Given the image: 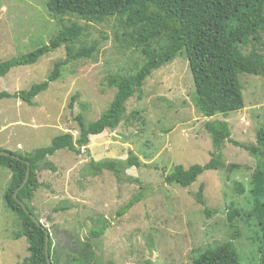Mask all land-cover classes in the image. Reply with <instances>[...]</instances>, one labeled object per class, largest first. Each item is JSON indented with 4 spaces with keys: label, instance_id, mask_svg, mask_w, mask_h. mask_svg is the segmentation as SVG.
Returning <instances> with one entry per match:
<instances>
[{
    "label": "rangeland",
    "instance_id": "1",
    "mask_svg": "<svg viewBox=\"0 0 264 264\" xmlns=\"http://www.w3.org/2000/svg\"><path fill=\"white\" fill-rule=\"evenodd\" d=\"M73 25L82 30L70 46H96V52L63 66L33 104L0 99L1 149L27 155L49 146L59 134L77 138L78 116L88 124L113 100L110 76L130 74L144 62L142 51L123 40L116 18L100 23L74 15L54 17L47 0H0V62L48 44ZM258 46L264 52V44ZM66 56L62 45L33 65L11 68L0 76V92L15 94L45 81L54 63ZM239 81L244 108L205 118L192 101V74L179 53L126 102L124 120L115 130L91 136L80 153L65 149L48 158L38 171L39 186L30 203L52 234L59 264H81L73 261L78 254L73 248L87 242L93 264H193L207 247L234 234L230 209L240 211L234 224L241 263L262 264L264 175L257 167L264 157L248 147L258 146L257 133L264 130V76L242 74ZM214 120L226 121L231 129L219 150L205 128ZM217 154L223 165L204 171L190 186L166 180L177 169L204 167ZM130 157L139 166L129 165ZM103 160L118 161L121 177L91 164ZM10 177V170L0 166V264H26L28 242L14 237L19 218L4 202ZM200 192L205 205L199 202ZM135 197L139 199L124 210ZM92 230L103 234L93 237Z\"/></svg>",
    "mask_w": 264,
    "mask_h": 264
},
{
    "label": "trees",
    "instance_id": "2",
    "mask_svg": "<svg viewBox=\"0 0 264 264\" xmlns=\"http://www.w3.org/2000/svg\"><path fill=\"white\" fill-rule=\"evenodd\" d=\"M47 8L54 17L74 15L100 23L116 18L123 31V40L126 37L128 44L142 51L144 62L137 65L130 74L122 75L117 71L110 76V86L116 89L113 100L99 118L88 124L82 116H78L80 128L77 138L69 132L59 134L52 139L49 146L38 148L27 155L13 153L21 159L0 155V166L11 172L4 202L19 218L20 228L14 237H25L28 242L29 255L24 259L26 264H49L46 253V230L49 229L44 223L45 228L41 227L30 217L14 198V193L18 191V198L42 221L30 203L39 186L38 171L57 151L67 149L80 153L82 148L88 147L91 136L102 134L106 130H115L124 120L126 102L135 93L142 91L145 80L153 71L172 62L179 53L184 54L193 78L192 101L205 118L217 114L227 116L230 112L244 108L240 75L264 76V52L258 46L264 44V0H47ZM81 30L77 25L65 27L48 44H43L21 57L0 62V76H5L11 68L33 65L62 45L67 49L66 58L54 63L45 81L15 94L0 92V99L14 97L33 104L34 98L59 78L63 66L94 54L96 46H82L79 49L70 46L77 40ZM205 128L217 150L221 149L231 135L226 121H207ZM257 141L258 146L248 148L264 157L263 129L258 131ZM2 150L11 152L0 148ZM27 162L30 163V176L27 184L21 188L28 170ZM91 164L97 170H113L118 178L121 177L118 161H92ZM128 164L139 166L140 162L136 157H130ZM222 165V155L217 154L204 167L196 165L189 170L181 169L180 172L177 169L166 180L186 188L196 182L204 171L215 170ZM257 172L264 175L263 163L258 165ZM200 196L199 202L205 205L202 192ZM138 199L139 197H135L124 210L130 208ZM227 214L231 227H235L234 234L214 247H207L195 257L193 264H242L235 243L239 228L234 224L240 211L230 209ZM261 230L264 235V223H261ZM102 234L101 230L91 232L93 237H100ZM89 247L90 242H87L82 243L79 249L73 248L74 253L78 252L77 255L73 254V261L93 264ZM48 250L51 264H59L54 255L51 232ZM143 264L152 262L146 261Z\"/></svg>",
    "mask_w": 264,
    "mask_h": 264
},
{
    "label": "water",
    "instance_id": "3",
    "mask_svg": "<svg viewBox=\"0 0 264 264\" xmlns=\"http://www.w3.org/2000/svg\"><path fill=\"white\" fill-rule=\"evenodd\" d=\"M0 155H9V156H12V157H16L18 159H21L19 156H16L14 155L13 153L11 152H7V151H0ZM28 163V170H27V174H26V177L23 181V183L21 184V188L24 187L27 182H28V179H29V176H30V163ZM14 198L22 205V207L25 209V211L30 215V217L38 224L40 225L41 227L45 228L44 224L42 221L38 220L35 215H33L27 208H26V204L21 201L19 198H18V191H16L14 193ZM49 238H50V231L49 230H46V253H47V257H48V263L51 264V260L49 258V250H48V242H49Z\"/></svg>",
    "mask_w": 264,
    "mask_h": 264
}]
</instances>
